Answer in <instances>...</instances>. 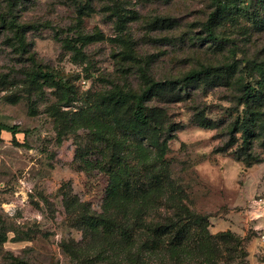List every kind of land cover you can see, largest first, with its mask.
<instances>
[{
	"label": "rangeland",
	"instance_id": "374dc122",
	"mask_svg": "<svg viewBox=\"0 0 264 264\" xmlns=\"http://www.w3.org/2000/svg\"><path fill=\"white\" fill-rule=\"evenodd\" d=\"M218 1L0 0V264H264V94L249 148L236 133L241 85L259 90L264 73V0H225L213 41ZM205 67L219 72L168 84ZM149 80L168 83L146 98L147 136L98 118L128 123ZM96 133L166 182L108 201ZM202 220L198 245L142 248L146 227Z\"/></svg>",
	"mask_w": 264,
	"mask_h": 264
},
{
	"label": "trees",
	"instance_id": "16d2710c",
	"mask_svg": "<svg viewBox=\"0 0 264 264\" xmlns=\"http://www.w3.org/2000/svg\"><path fill=\"white\" fill-rule=\"evenodd\" d=\"M225 3L222 6V3ZM220 9L211 15L205 30L211 40L216 41L218 37L215 33V24L219 20V15L223 14L227 7L228 1L219 0ZM83 40H87L83 38ZM22 42V39H20ZM23 44V43H22ZM213 71V72H212ZM230 70H225L223 75L228 74ZM219 70L213 68H203L201 70H192L182 79L177 82H166L168 84H193L199 81L204 76H211L218 74ZM48 78V75L44 76ZM164 83H157L149 80L146 84V89L141 91V94H135L132 96L134 100V108L132 118L128 123H125L122 118L114 112V110L107 109L106 107H100L98 110V118L105 122L113 124V131L123 136L127 135H144L147 136V128L149 125V116L147 113V106L145 104L146 98L154 91L162 90ZM242 97L239 104L244 106L245 115L242 117L239 129L237 132L242 135L241 140L243 146L249 148L252 144L251 139L255 135V129L257 124V110L253 107L255 102L261 99V95L264 94V73H262V81L258 82V88L252 85L242 84ZM124 91L115 92V98L123 99L129 98V95L123 94ZM200 125L209 128L211 125L206 123V119L198 115ZM146 132V133H145ZM92 142L99 145L101 148L97 151L100 155V159L96 160L93 165L94 168L100 170L108 177V186L106 189V199L108 201H115L117 199H135L148 193L152 189L160 187L166 182V178L163 174L155 175L149 179L144 176L134 173L133 167L127 162V160L120 156L118 153L113 152L115 143L110 137L104 136L102 133H96L93 135ZM202 221L199 223L188 221L186 223L171 222L165 225H158L153 227H146L145 232L151 237L150 240L143 244V250L147 252H160L166 247L175 248H187L190 246L198 245L203 241L201 235ZM206 222V221H205ZM103 232L106 234H117L123 241L131 244L135 242L136 231L134 229H125L119 224L104 220Z\"/></svg>",
	"mask_w": 264,
	"mask_h": 264
}]
</instances>
